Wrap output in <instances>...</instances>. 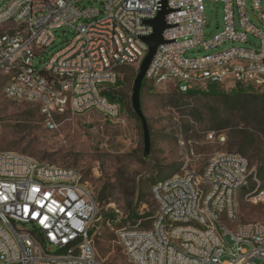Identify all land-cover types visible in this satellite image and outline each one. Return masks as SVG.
Here are the masks:
<instances>
[{
	"label": "built area",
	"instance_id": "built-area-1",
	"mask_svg": "<svg viewBox=\"0 0 264 264\" xmlns=\"http://www.w3.org/2000/svg\"><path fill=\"white\" fill-rule=\"evenodd\" d=\"M0 0V75L3 92L18 101L37 103L48 124L57 114L90 109L123 121V106L102 94L116 84L118 68L140 66L154 32L161 0ZM224 3V27L205 37V0H168L165 42L159 45L146 79L173 83L182 92L209 91L214 85H264V11L262 0ZM71 27L73 39L40 69L36 57L55 42V30ZM187 56L196 47L216 49ZM211 141L226 140L208 133ZM185 144V142H181ZM190 143V142H189ZM259 180L248 158L238 152L211 156L202 175L185 171L159 179L152 192L158 209L149 226L140 217L117 228V242L134 264H264V223L236 219V195ZM264 200V184L249 193ZM99 202L75 168L38 162L0 149V264H103L91 230ZM52 245L55 250H48Z\"/></svg>",
	"mask_w": 264,
	"mask_h": 264
},
{
	"label": "rangeland",
	"instance_id": "rangeland-1",
	"mask_svg": "<svg viewBox=\"0 0 264 264\" xmlns=\"http://www.w3.org/2000/svg\"><path fill=\"white\" fill-rule=\"evenodd\" d=\"M101 0H83L82 6H99ZM205 37L210 38L224 27V3L205 0ZM250 15L255 18L251 0H247ZM264 11V0H262ZM7 27H0V33ZM75 34L71 27L55 30V42L36 57L41 69ZM256 37L248 43L227 41L216 49L196 47L187 56H202L232 46L255 47ZM139 67L118 68L120 83L103 84L101 92L122 106L123 121L108 119L101 111L90 109L73 114H57L48 124L37 103L8 98L3 92L4 77L0 75V149L24 154L38 162L72 167L80 171L99 202V213L91 233L103 264H134L129 261L117 242L116 230L132 225L134 215L147 217L149 226L158 205L152 187L156 180L176 173L195 171L202 175L211 156L218 152L248 151L246 156L256 170L264 155V85L248 89V95L228 102L227 93L237 88L242 92L248 85H214L221 93L209 95L182 94L173 83L157 85L145 79L142 101L148 118L152 145L144 154L145 141L141 120L132 112V91ZM223 134L224 142L208 139L209 132ZM253 134L255 137H253ZM181 142H185L182 144ZM190 142V143H189ZM252 157L253 159H249ZM175 173V174H176ZM264 180L251 178L248 190L236 195V219L230 228L241 223H264V200H252L249 192ZM115 219V222L114 220ZM48 250L54 251L52 245Z\"/></svg>",
	"mask_w": 264,
	"mask_h": 264
},
{
	"label": "water",
	"instance_id": "water-1",
	"mask_svg": "<svg viewBox=\"0 0 264 264\" xmlns=\"http://www.w3.org/2000/svg\"><path fill=\"white\" fill-rule=\"evenodd\" d=\"M161 3L162 6L157 17L152 20H149V23L152 24L154 27V32L151 35L144 37V40L149 46V50L139 66L138 74L134 80L132 91V108L135 113L139 116L142 122L145 141L144 154L146 156L149 155L151 151L152 138L148 118L143 108L142 90L147 72L150 68L156 51L159 45L165 42L163 32L168 27L166 15L169 13L170 9L168 8V0H161Z\"/></svg>",
	"mask_w": 264,
	"mask_h": 264
},
{
	"label": "trees",
	"instance_id": "trees-1",
	"mask_svg": "<svg viewBox=\"0 0 264 264\" xmlns=\"http://www.w3.org/2000/svg\"><path fill=\"white\" fill-rule=\"evenodd\" d=\"M117 83H120V80H118L117 81ZM146 86V83H144V85H143V89H144V87ZM253 87L254 86H249L247 89H245V90H243L242 92H240V90L237 88V90H232L231 92H229V93H227L226 95H227V97H228V102L229 103H233L237 98H239V97H244V95H248V89L250 88V89H253ZM182 94H188V95H197V94H200V93H206V94H209V95H219V94H221L218 90H217V88L215 87V86H212L211 87V89L209 90V91H204V92H198V91H193V92H188V93H186V92H182V91H180ZM142 94H143V90H142ZM264 94H257L255 97V99H259V97L260 96H263ZM111 99L112 100H117V99H121V98H118V95H114V96H112L111 97ZM132 112H133V114H134V116L138 119V120H140V118H139V116L135 113V111L132 109ZM253 137H255L254 136V134H253ZM241 151V154L242 155H244V156H249V154H248V151H244V150H240ZM249 159L251 160V159H253L252 157H249ZM259 165H258V167H257V169H256V175H257V178L259 179H262V180H264V155L259 159ZM179 168L180 167H174L173 169H172V171H171V173H176L178 170H179ZM159 180V179H158ZM158 180H156V181H158ZM155 181V182H156ZM154 182V183H155ZM244 190H248V187H246V188H244ZM134 215H135V217H136V220H138L140 217H145V216H142V215H140V214H136V213H134ZM114 220V222H115V219H113Z\"/></svg>",
	"mask_w": 264,
	"mask_h": 264
}]
</instances>
